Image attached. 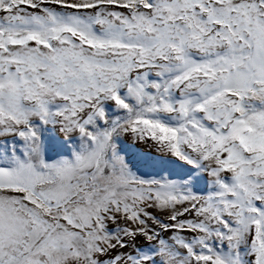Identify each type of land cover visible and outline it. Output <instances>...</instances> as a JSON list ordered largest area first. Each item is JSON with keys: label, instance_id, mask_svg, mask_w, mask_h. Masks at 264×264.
<instances>
[{"label": "snow or ice", "instance_id": "obj_1", "mask_svg": "<svg viewBox=\"0 0 264 264\" xmlns=\"http://www.w3.org/2000/svg\"><path fill=\"white\" fill-rule=\"evenodd\" d=\"M0 264H264V0H0Z\"/></svg>", "mask_w": 264, "mask_h": 264}]
</instances>
